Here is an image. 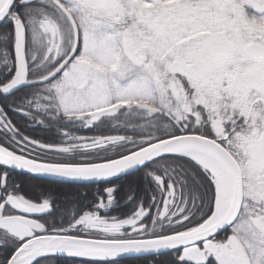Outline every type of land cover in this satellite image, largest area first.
I'll use <instances>...</instances> for the list:
<instances>
[{"label":"snow or ice","instance_id":"6c2138e0","mask_svg":"<svg viewBox=\"0 0 264 264\" xmlns=\"http://www.w3.org/2000/svg\"><path fill=\"white\" fill-rule=\"evenodd\" d=\"M0 264H264V0H0Z\"/></svg>","mask_w":264,"mask_h":264}]
</instances>
